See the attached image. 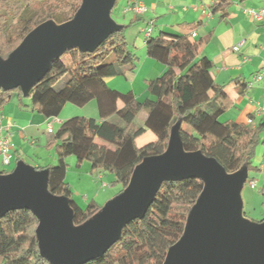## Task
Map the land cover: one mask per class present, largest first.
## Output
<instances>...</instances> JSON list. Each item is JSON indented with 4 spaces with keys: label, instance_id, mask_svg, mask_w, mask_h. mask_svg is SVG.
<instances>
[{
    "label": "trees",
    "instance_id": "trees-1",
    "mask_svg": "<svg viewBox=\"0 0 264 264\" xmlns=\"http://www.w3.org/2000/svg\"><path fill=\"white\" fill-rule=\"evenodd\" d=\"M231 3L217 0L213 8L224 12ZM82 4L83 0H0V58L7 60L41 24L53 21L61 25L73 20ZM126 28L111 34L93 52L68 49L51 62L48 72L27 95L21 88L0 87V110L16 100L23 108L46 118L58 117L68 103L83 107L97 101L101 119L76 116L62 122L59 133H50L47 144L57 157L56 164L35 167L37 171L49 170V191L69 198L76 226L84 224L103 206L95 200L80 206L74 200L67 181L69 158L75 157L79 168L88 161L92 174L112 175L110 184L121 186L119 195L145 158L167 150L172 128L178 122L187 152L202 151L216 158L228 173H236L244 166L249 175L264 172V164L263 168L253 164L256 147H264V118L255 127L224 122L226 135L222 137L210 130L233 102L226 92L227 85L213 78L212 61L199 56L188 35L162 32L145 38L150 56L158 44L165 46V70L158 78L147 81L149 97L144 101L132 91L120 92L106 84L107 78L138 68L140 58L128 49ZM118 103L123 106L119 108ZM141 112L146 113L143 123L138 120ZM191 117H207L208 130H186L184 123ZM147 134L154 135L155 140L140 145L139 140ZM10 172L0 170V175ZM203 189L204 182L198 178L163 183L146 215L129 222L115 245L86 264H164L169 249L183 236L188 216ZM262 222L264 219L258 221ZM38 225L39 220L26 209L10 211L0 218V264H50L40 254Z\"/></svg>",
    "mask_w": 264,
    "mask_h": 264
},
{
    "label": "water",
    "instance_id": "water-1",
    "mask_svg": "<svg viewBox=\"0 0 264 264\" xmlns=\"http://www.w3.org/2000/svg\"><path fill=\"white\" fill-rule=\"evenodd\" d=\"M116 1L83 0L73 20L38 26L7 60L0 58V87L21 88L27 95L68 49L95 51L123 28L110 16ZM180 128L181 122L172 128L167 150L145 158L129 186L84 224H74L69 198L49 191V170L37 171L24 161L0 175V218L13 210L31 211L39 220L36 234L43 258L50 264H86L115 245L129 222L146 215L163 183L198 178L203 192L164 264H264V222L242 215L247 167L228 173L216 158L187 152Z\"/></svg>",
    "mask_w": 264,
    "mask_h": 264
},
{
    "label": "crops",
    "instance_id": "crops-1",
    "mask_svg": "<svg viewBox=\"0 0 264 264\" xmlns=\"http://www.w3.org/2000/svg\"><path fill=\"white\" fill-rule=\"evenodd\" d=\"M124 1L126 6L122 7V14L130 12V7L136 3L143 4L146 8L143 15L135 18L136 20L141 18L145 23V28L141 29L142 36L135 39L133 47H138L140 51L146 49L145 55L140 59L138 75L134 78L135 80L142 76L140 80L142 79L146 86L148 80L158 78L165 70L162 62L165 46L158 44L153 55H148L144 36L146 28L152 27V36H158L162 32L188 35L199 56L207 57L212 61L213 78L217 83L227 85L226 92L233 102L232 106L218 118L210 130L222 137L226 135L222 125L224 122L234 121L252 127L261 122L264 118L260 114V109L264 107V78L260 81H254V78L264 70V21H253L245 15L244 9L259 10L264 7V0H231L230 7L224 12L214 10L213 6L217 0ZM133 21L131 20V22ZM118 25L127 28L130 26L125 23ZM185 25H192L193 28H186ZM194 33L196 35L192 36ZM126 42L128 45L127 38ZM236 46H239L238 50H234ZM111 78L105 80L110 88L117 89L118 87L117 90L126 91L124 90L125 87L121 88L120 84H114L115 81ZM133 87L132 83L131 88ZM91 102H94V100ZM118 106L121 108L123 105L118 103ZM95 109H97V113H94L93 109L90 114L80 116L100 120L97 101ZM73 110L70 109L69 114L63 117L60 114L58 117L46 118L29 108H23L16 100L6 105L0 110V118L3 120V124L7 121L13 124L9 130L13 150L9 166L3 165L0 156V170L13 171L19 159L27 164L29 163L28 165L33 168L56 164L57 157L53 150L47 149V144L52 136L51 134L56 135L59 133L62 122L70 119V117L72 118V115H76L75 113L78 111ZM140 118L143 123L146 113L141 112L138 119ZM206 122L207 117L201 120L191 117L184 124L199 132H205L208 130ZM49 123H52L53 127V133L51 134L48 132ZM56 131L57 133H55ZM147 136L148 142L155 140L154 135L147 134ZM141 140H139V144L144 145L140 143ZM69 159L70 162H68L71 164L67 173V181L73 189V182L78 181L82 176L88 177L89 174H93L90 172V167L86 168L85 162L79 168L76 166L75 159H72V157ZM261 168H263V165ZM78 169L80 170L77 171ZM88 197V194H86L84 198L87 202H89ZM73 198L80 206H83L74 195Z\"/></svg>",
    "mask_w": 264,
    "mask_h": 264
},
{
    "label": "rangeland",
    "instance_id": "rangeland-1",
    "mask_svg": "<svg viewBox=\"0 0 264 264\" xmlns=\"http://www.w3.org/2000/svg\"><path fill=\"white\" fill-rule=\"evenodd\" d=\"M125 6H126V2L124 0H118L117 5L110 13V16L118 24L125 23L126 25H128L130 24L131 20H134V23H132L125 30V34L129 42L128 48L141 59L142 56L145 55L146 49H144V51H140L138 47H133V46L135 39L137 37L141 38L142 35L140 31L142 28H145V23L141 18L136 20L135 18L137 17V15L133 11L127 12L126 14H122L123 13L122 7ZM63 59L67 62L69 61L66 57H64ZM138 69H139V65L138 68L135 70V72H128L126 75L116 76L111 79L115 81L113 82L114 84L116 83L120 84V86H122L121 88L125 87L124 90L126 91H124V93L129 91L132 92L135 91L137 98L140 101H144L147 97H149V93L147 91V83L145 86L144 83L142 82V79L140 80L142 76H140L138 80L134 79L138 75ZM132 83L134 85L133 88H131ZM95 103L96 100H94V102H90L89 104L83 107H79L71 103H68L63 108L60 114L63 117L69 114L68 111H70V109H74L73 111H78L77 113H75L76 115H72V118L73 116L76 117L83 114H90L91 110L93 112V109H94V113H97V109H95ZM138 120L140 122L141 118ZM184 128L188 131L189 130L194 131L192 127L186 124H184ZM55 133H57V131ZM146 142H148V136L147 138L141 140L140 143L145 144ZM72 159H75L74 160L75 162L77 161L76 158L72 157ZM253 164L258 167H261L264 164V147L262 144H259L256 147L255 155L253 157ZM85 166L86 168H89L90 163L88 161H85ZM79 170L80 169H78L77 171ZM249 176L250 178L244 184L241 191L242 200H243L242 215L247 220H250L252 222H258L264 219V192H260V190L264 188V172H260V171L251 172ZM254 178L258 181V186L256 188H252L249 185V180ZM112 180H113L112 176L106 173H95L93 175L89 174L88 177L82 176L78 181L73 182L72 186H73L74 197L78 201H80L83 206H86L88 202L85 201L84 198L86 194H88L89 201L95 199L100 206H105L106 204L109 203V201L112 198H114L119 193L121 189V186L119 184L111 185L110 183ZM103 184H105L106 186H103Z\"/></svg>",
    "mask_w": 264,
    "mask_h": 264
},
{
    "label": "built area",
    "instance_id": "built-area-1",
    "mask_svg": "<svg viewBox=\"0 0 264 264\" xmlns=\"http://www.w3.org/2000/svg\"><path fill=\"white\" fill-rule=\"evenodd\" d=\"M130 11H133L137 16L143 15L146 11V8L143 4L136 3L129 9ZM245 15L250 17L255 22H261L264 21V7L255 10L251 8H245L244 9ZM153 29L152 27H148L144 30V36L145 38L149 37L152 33ZM194 33L192 36H195ZM239 46L234 47V50H238ZM264 78V70L258 73L254 81H260ZM260 114L264 117V107L260 109ZM13 124L9 121H7L5 124H3V120L0 118V156L2 158V163L4 166H9L11 163L12 158V144H11V135L9 134V130ZM48 132L53 133V127L52 123L48 124ZM249 185L252 188H256L258 186V181L256 179L249 180ZM103 186H106L103 184Z\"/></svg>",
    "mask_w": 264,
    "mask_h": 264
}]
</instances>
